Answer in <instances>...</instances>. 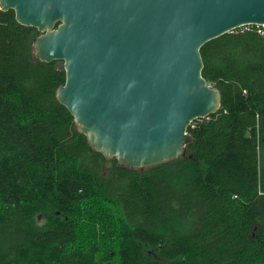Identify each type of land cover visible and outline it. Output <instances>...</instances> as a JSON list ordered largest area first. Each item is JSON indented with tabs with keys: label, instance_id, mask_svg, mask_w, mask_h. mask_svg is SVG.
I'll list each match as a JSON object with an SVG mask.
<instances>
[{
	"label": "trees",
	"instance_id": "16d2710c",
	"mask_svg": "<svg viewBox=\"0 0 264 264\" xmlns=\"http://www.w3.org/2000/svg\"><path fill=\"white\" fill-rule=\"evenodd\" d=\"M260 30L202 47L222 106L187 128L186 158L140 171L89 146L57 99L59 62L0 10V264H264Z\"/></svg>",
	"mask_w": 264,
	"mask_h": 264
},
{
	"label": "water",
	"instance_id": "95a60500",
	"mask_svg": "<svg viewBox=\"0 0 264 264\" xmlns=\"http://www.w3.org/2000/svg\"><path fill=\"white\" fill-rule=\"evenodd\" d=\"M0 10L37 29L36 60L59 62L57 99L89 146L140 171L186 158L187 128L220 110L202 47L264 27V0H0Z\"/></svg>",
	"mask_w": 264,
	"mask_h": 264
},
{
	"label": "built area",
	"instance_id": "2783aa9c",
	"mask_svg": "<svg viewBox=\"0 0 264 264\" xmlns=\"http://www.w3.org/2000/svg\"><path fill=\"white\" fill-rule=\"evenodd\" d=\"M260 32H261L262 34H264V31L260 30Z\"/></svg>",
	"mask_w": 264,
	"mask_h": 264
},
{
	"label": "rangeland",
	"instance_id": "374dc122",
	"mask_svg": "<svg viewBox=\"0 0 264 264\" xmlns=\"http://www.w3.org/2000/svg\"><path fill=\"white\" fill-rule=\"evenodd\" d=\"M242 28H244V27H242ZM242 28H241V29H242Z\"/></svg>",
	"mask_w": 264,
	"mask_h": 264
}]
</instances>
